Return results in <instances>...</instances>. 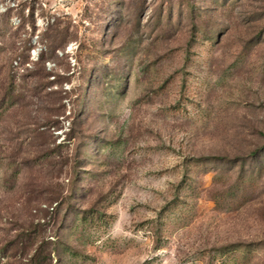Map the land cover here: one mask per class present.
Instances as JSON below:
<instances>
[{
	"label": "rangeland",
	"instance_id": "obj_1",
	"mask_svg": "<svg viewBox=\"0 0 264 264\" xmlns=\"http://www.w3.org/2000/svg\"><path fill=\"white\" fill-rule=\"evenodd\" d=\"M0 264H264V0H0Z\"/></svg>",
	"mask_w": 264,
	"mask_h": 264
}]
</instances>
